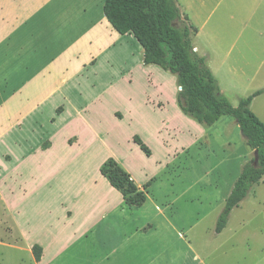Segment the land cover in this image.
Returning a JSON list of instances; mask_svg holds the SVG:
<instances>
[{"label":"crops","instance_id":"obj_1","mask_svg":"<svg viewBox=\"0 0 264 264\" xmlns=\"http://www.w3.org/2000/svg\"><path fill=\"white\" fill-rule=\"evenodd\" d=\"M212 1L204 19L186 21L195 30L193 51L205 59L228 99L239 93L236 83H256L254 90L264 93V0H237L241 13L226 10L230 0ZM103 3L0 0V180L15 175L23 187L35 185L32 192L42 200L31 208L44 212L34 226L16 220L20 243L33 264H65L71 254L79 256L75 264H212V252L193 244V227L176 224V206L148 212L145 191L144 204L130 209L101 174L86 180V163L93 158L88 148L100 139L99 127L87 116L96 114L102 96L88 88L87 75L102 58L120 59L125 67L134 45L132 35L118 34L107 22ZM222 20L237 26L227 32ZM248 35L261 47L252 62L240 48ZM137 48L143 64V50ZM153 66L143 64L146 70ZM108 111L120 114L115 106ZM123 169L142 190L144 181L137 183ZM0 196L8 213L9 198L1 190ZM231 219L221 233L215 234L214 226L211 234L230 239L229 233L237 232L230 231ZM33 245L41 247L38 262Z\"/></svg>","mask_w":264,"mask_h":264},{"label":"rangeland","instance_id":"obj_2","mask_svg":"<svg viewBox=\"0 0 264 264\" xmlns=\"http://www.w3.org/2000/svg\"><path fill=\"white\" fill-rule=\"evenodd\" d=\"M175 1L190 24L204 19L213 2ZM230 1L233 3H228L226 10L241 13V0ZM221 23L227 32L237 26L223 20ZM251 38L248 35V42L240 47L250 62L261 51ZM133 40V47H129L132 55L125 60V67L120 59L118 62L102 58L94 72L87 75L88 88L102 96L97 101L96 114L87 116L89 124L99 127L100 139L88 148L93 158L86 163V180H97L100 174L97 165L113 159L122 169L131 171L137 183L144 181L143 186L149 183L148 212L154 206L163 211L170 204L176 206V224L193 227V244L212 252L209 262L264 264V178L250 189L237 209L232 210L229 227L230 231L237 232L229 233L230 239L210 232L242 167L252 160L253 151L246 146L231 117H221L212 126H203L182 114L176 102V77L157 66L146 70L140 61L139 44ZM262 74L261 84L264 85V65ZM233 85L239 93L227 99L235 107L240 99L237 96L254 93L258 84ZM116 96L122 99L119 105ZM112 106L120 114L108 111ZM250 108L264 123V93L253 99ZM46 117L42 116V123ZM37 132L41 134L42 129ZM134 136L148 148L149 156L133 142ZM0 181V190L9 198L8 213L0 201V264H33L31 254L24 251L20 243L16 223L29 220L33 226L38 224L44 212L40 207L37 211L31 207L42 198L37 200L40 194L32 192L35 185L30 183L23 187V179L15 175ZM231 244L236 246L232 248ZM77 258V254H71L65 258V264H75L79 261Z\"/></svg>","mask_w":264,"mask_h":264},{"label":"trees","instance_id":"obj_3","mask_svg":"<svg viewBox=\"0 0 264 264\" xmlns=\"http://www.w3.org/2000/svg\"><path fill=\"white\" fill-rule=\"evenodd\" d=\"M103 15L120 35L130 34L143 50V64L154 65L176 77L177 106L182 114L203 126H212L221 117H231L239 128L252 158L242 167L227 195L214 232L226 227L231 211L247 196L250 189L264 178V123L251 111L254 98L261 90L242 97L234 107L222 93L203 57L194 51L190 35L195 30L182 17L175 0H104ZM133 142L147 156L148 148L137 137ZM110 186L120 192L125 205L137 209L145 202L149 183L138 189L130 175L116 161L108 159L99 168ZM35 262L41 247L33 245Z\"/></svg>","mask_w":264,"mask_h":264},{"label":"water","instance_id":"obj_4","mask_svg":"<svg viewBox=\"0 0 264 264\" xmlns=\"http://www.w3.org/2000/svg\"><path fill=\"white\" fill-rule=\"evenodd\" d=\"M254 158L256 159V156L254 155Z\"/></svg>","mask_w":264,"mask_h":264}]
</instances>
